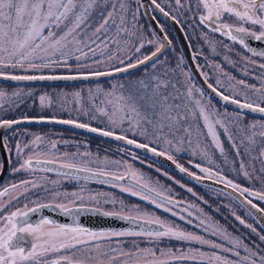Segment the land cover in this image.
<instances>
[{
	"label": "rangeland",
	"instance_id": "1",
	"mask_svg": "<svg viewBox=\"0 0 264 264\" xmlns=\"http://www.w3.org/2000/svg\"><path fill=\"white\" fill-rule=\"evenodd\" d=\"M121 2L126 7L124 12H121L119 7ZM157 3L161 4L164 10L175 17V20L181 25L193 60L208 84L213 85L217 91H222L225 95L232 96L235 92L247 93L250 102H259V96L264 93V68L260 67L264 64V57L250 54L240 44L233 43L220 33H214L211 29L200 25L196 0H181L182 7L176 5V0H157ZM113 6L116 8L114 15L117 22L123 15L127 27L137 31L140 39L153 41V44L147 45L141 50V53L135 52V46L139 43V40L135 38H133V46L126 45L121 38L120 47L125 51L117 52L116 46L110 44V52H116L121 58L132 57L131 61L125 60V65L129 62L136 63L144 55H150L160 46L158 38L141 14L138 0H107L106 3L101 0L92 12L93 26L99 22L100 13L107 14L112 11ZM133 15L136 17L135 20H133ZM156 20L171 42V47L156 61L155 68L150 65L133 74L96 83L38 86H12L0 83V91L5 93V96L0 98V119L51 118L88 124L91 127L113 131L115 134L147 144L164 153L165 156H171V160L175 163L198 176L203 177L205 174L195 167L196 164H200L202 167H211L233 181H245L257 188L262 187L264 190V171H262L264 169V155H262L264 138L260 136V133L264 132V127H261L264 125V119L229 110L205 95L200 96L196 91L199 88L186 69L171 31L162 21ZM225 20H228L227 16H225ZM133 26L135 27L133 28ZM245 27L257 33L260 31L258 26L247 24ZM115 32L116 29L113 27L110 35H115ZM99 53L100 48L97 49V57L93 59L101 58L105 60V63L93 65V67L107 71L110 63L116 64V61H107L109 52H106L104 57H100ZM69 63L72 64V71L62 67L44 69L43 72H23L11 69L6 71L17 75L76 74L75 61H69ZM153 75L170 82L167 91L173 96L179 94L181 102L188 104L189 108L193 109L194 115H190L189 119L183 122L184 127L191 129V144L187 140L183 143L179 142V137L184 135L183 132L177 133L176 137H170L173 139V144L168 145L155 139L151 126L141 124V127L137 129L125 122L122 127H115L108 122L107 117L101 116L95 111L93 103L95 102L99 107L100 100L103 98L96 95L97 88L107 92L111 90L113 84L135 85L141 79L150 82V77ZM217 80L223 87L217 84ZM239 81H243L244 85L239 84ZM172 85L175 87L173 88ZM188 87L193 88V100L200 99L203 105L208 106L207 110L214 120L220 119L228 126L229 133L227 134L222 128L217 127L224 149L223 154L214 147L211 138L206 135V128L203 119L199 116L198 109H194L189 98L184 95ZM254 89L260 91L256 92ZM77 92L81 94L79 98L74 95ZM13 93L20 95L14 96ZM41 96H46L50 105L46 101L42 106ZM236 98L241 102H244L245 99L243 95L236 96ZM237 114H239L238 120ZM93 116L95 119L92 118ZM253 124L256 125L255 129L249 127ZM144 127H147L148 131L145 135H141L140 132ZM253 132L256 133L254 143H250L248 138L252 136ZM229 135L232 136V141L228 139ZM36 136L42 137V140L37 145H32L31 142ZM3 141L10 161L8 172L10 176L7 184L15 181L30 182L27 185L20 183L10 196L0 201V206L7 205V208L4 209L5 215L16 209H24L25 204L31 206L43 201L66 203L68 206L86 205L99 208L103 212L123 216H136L138 209L140 213L150 214L151 218L158 217L186 232L200 235L209 241L220 244L224 248H232L233 245L228 243V240L235 241L238 238L241 243L235 250L240 252L241 257L256 253L252 258L256 259L257 264H260L259 257L264 256V240L260 239L261 236H264V232L241 206L234 203L230 196L213 188L189 183L139 153L88 135L46 126L16 127L4 135ZM233 142L236 148L232 146ZM18 143L20 151L17 150ZM25 145L30 147L26 148ZM177 149L180 150L177 151ZM237 149L239 155H237ZM205 150L208 155H201L200 153ZM194 152L196 155H193ZM85 153L89 155H84ZM28 157L57 160L59 165L60 162L73 163L78 168L88 167L94 172L102 170L113 175L126 176L130 175V172H134L137 174V179L142 178L141 183H147L149 187L163 192L165 196H170L179 203L162 202L163 206L158 208L139 201L131 195L130 191H122L121 188H128V184L93 181L68 175L62 176L63 174L39 173L29 169L16 171ZM208 159H211L213 163L209 164ZM241 164L244 165L243 171L250 174L248 177L244 176ZM16 173H20L19 177L16 176ZM260 179L261 187L255 184ZM188 189H191V192ZM82 190L84 197L82 201L73 203L72 200H67L63 196L64 193H80ZM57 193L60 195L57 196ZM142 194L144 193L139 191L136 196L140 197ZM90 196H96V199H91ZM156 202L161 203L160 201ZM165 207L170 208L177 215L172 216L170 211L164 210ZM189 212L192 213L191 216L188 215ZM180 216H183L184 219H180ZM237 217L244 223L241 224ZM201 220L205 223L201 224ZM213 232L216 234L214 235ZM99 233H104L105 236L95 240L92 237L84 236L83 239L88 240L89 245L81 246L71 252L58 253L57 256L69 255L75 259L84 260L85 264H149L153 259L165 260L168 261V264H208V258L214 253L226 257L230 261L239 259L231 252L223 251L222 248L213 249L210 245H201L195 241H178L167 238L154 240L147 236L114 237L109 235L114 232ZM225 236L228 239H225ZM95 244H99L101 251L107 255H99L93 247ZM245 246L250 249V253L244 251ZM144 249H152L155 252V257L145 256L142 251ZM162 252L165 255H161ZM201 252L205 254L204 257H200L199 253ZM181 255H194L197 259H176Z\"/></svg>",
	"mask_w": 264,
	"mask_h": 264
},
{
	"label": "snow or ice",
	"instance_id": "2",
	"mask_svg": "<svg viewBox=\"0 0 264 264\" xmlns=\"http://www.w3.org/2000/svg\"><path fill=\"white\" fill-rule=\"evenodd\" d=\"M100 2L101 0H0V77L13 81L87 80L89 78H99L110 76L114 73L125 72L129 68H136L138 65L148 62H151L152 67L155 68L158 54L165 46L163 43L155 51L151 52L150 55H144L136 63L129 62L127 65H125V60L131 61V56L121 58L116 52H110V44L116 46L117 52L125 51V49L120 47L121 38L129 46H133V38L139 40L138 45L135 46L136 53H141V50L147 45L153 44V41L140 39L137 31L127 27V22L123 15L119 17V22H117V18L114 15L116 12L115 6L107 14L101 12L99 22L93 26L91 19L92 12ZM104 2L106 3L107 0H104ZM152 4L164 16H169V13L164 10L161 4L157 3V0H152ZM176 5L182 7L181 0H176ZM119 7L121 12L126 10L123 2L120 3ZM196 8L199 13L198 22L200 25L211 26V30L214 33H220L233 43H238L246 50L253 51L254 55L264 57V52L256 53L254 50L248 49L246 42V37H251L257 41L264 40V0H196ZM225 16L228 17V20H225ZM135 18V15H133V20ZM247 24L258 26L260 31L257 33L254 30H250L248 27H245ZM113 27L116 29L115 35H110ZM225 47L228 46L225 45ZM98 48H100V57H104L105 53L109 52L107 61H116V64H109L107 71H101L99 67H93V65L105 63L104 59H93L97 57ZM89 53H91V56H89ZM69 61H75V75H17L6 71L11 69L23 72H43L44 69H54L57 67L67 68L69 71H72L73 67ZM117 65L125 66L120 67ZM260 67L264 68V64L260 65ZM229 79L232 78L229 77ZM169 83L162 80L159 76L153 75L150 77V82L141 79L135 85L113 84L111 90L107 92L97 88L96 95L103 98L100 100L99 107L96 106L95 102L93 103V107L101 116L107 117L108 122L115 127H122L125 122L137 129L141 127V124L151 126L155 139L168 145L173 144V139L170 137H176L177 133L183 132L184 135L179 137V142L183 143L187 140L191 144V129L184 127L183 122L187 121L190 115H194V111L189 108L188 104L181 102L179 94L173 96L167 91ZM238 83L244 85L243 81H239ZM217 84L223 87L219 80H217ZM208 86L225 102L236 104L241 109H248L253 112L258 111L264 114V106H261V104H264V93L259 96V102H250L247 93L235 92L234 95L229 96L225 95L222 91H217V88L211 84ZM172 87L174 88L175 85H172ZM196 91L200 96L204 95L202 90L196 89ZM254 91L259 92L260 90L254 89ZM13 95L19 96L20 94L13 93ZM74 95L79 98L81 94L77 92ZM184 95L189 98L194 109H198L199 116L203 119L204 127L206 128V135L211 138V143L214 147L223 154L224 149L219 139L217 127L222 128L224 133L227 134L229 133L228 126L220 119L214 120L207 110L208 106L203 105L200 99H192V87H188ZM240 95L245 97L244 102L236 98V96ZM4 96L5 93L0 91V98ZM46 101H48L46 96L40 97L42 106ZM48 103L50 105V101ZM92 118L95 119V116ZM236 118L237 120L239 119V114H237ZM24 119L28 118L25 117ZM58 122L75 124L76 127L87 128L91 132L99 131L103 136L115 135L113 131L90 128L88 124L76 123L73 120ZM20 123V120L0 119V128L11 129L13 125ZM249 127L255 129L256 125L253 124ZM261 127H264V125ZM147 131L148 128L144 127L140 134L145 135ZM255 135L256 133L253 132L252 136L248 138L250 143H254ZM260 136L264 138V132H261ZM115 138L126 140L128 144H135L137 148H146L148 151L156 153L155 148H149L147 144L136 143L135 140L127 139L124 135H115ZM228 139L232 141L233 138L229 135ZM41 140L42 137L36 136L31 143L32 145H37ZM6 143L7 141L5 140ZM232 146L236 148L234 142ZM25 147L28 148L30 146L25 145ZM17 150L20 151L19 143L17 144ZM179 150L177 149V151ZM157 154L163 155L164 153ZM200 154L203 156L208 155L206 150ZM84 155L89 154L85 153ZM193 155H196V153L194 152ZM237 155H239L238 149ZM262 155H264V152H262ZM168 158L172 159L171 156ZM57 162V160L39 159L33 161L32 157H28L16 171L31 169L34 166L40 167L44 164H56ZM208 163L212 164L213 161L208 159ZM60 167L75 169L81 172H91L95 176L111 175L112 179L116 181H124L126 178L123 175H113L102 170L93 172L88 167L78 168L73 163L60 162ZM177 167L181 172H187V169L179 164H177ZM195 167L201 173H204L208 179H215L217 182L229 186L234 191L239 192L242 197L247 194V196H255L258 200L264 201V191L256 192L247 187H241L232 179H229L219 171L213 170L211 167H202L200 164H196ZM243 169L244 165L241 164V170L243 171ZM243 174L245 177L250 175L247 171H243ZM188 175L195 179H201L195 173L189 172ZM136 177V173L130 172V175L127 177L130 181L129 187H122L121 190L130 191L131 195L136 196L139 194V190L143 189L145 193H151L152 196L142 194L140 198L150 200L158 208L162 207L163 204L162 202L157 203L155 199H152L153 196L161 197L162 201L167 200L168 204L179 203L173 200L172 197L165 196L163 192L149 187L147 183H141L142 178L137 179ZM28 183L30 182H21L23 185H27ZM11 187L15 189L19 185L13 184ZM188 191L191 192V189H188ZM8 192L9 189L5 188L0 192V196H5ZM56 195L59 196L60 194L57 193ZM63 196L67 200H72L73 203L82 201L84 198L83 190L80 193H64ZM90 198L96 199V196H90ZM246 202L253 208L257 207L251 200H247ZM51 206L53 205L36 204L35 207H29L25 204L24 209H16L7 215L4 214V209L7 208V205L0 206V264H85L84 260L75 259L69 255H59L57 258L50 260L42 259L52 254L71 252L72 250L79 249L81 246L89 245L90 242L83 239L84 236L92 237L93 240L105 236L104 233L93 232L79 225H59L47 218H42L36 223L31 222L29 219L30 213H35L42 208ZM54 206L65 215H70L80 210L78 207H70L66 203H56ZM164 210L170 211L172 216L177 215L176 212L171 211L168 207H165ZM260 210L264 211V209ZM136 211V216L128 215L121 218L131 221L140 220L146 225H156L158 230L148 228L141 231L114 232L109 235L114 237L147 236L154 240L167 238L178 241H195L201 245H210L213 249L222 248L223 251L231 252L233 255L239 257L236 261H230L226 257L214 253L208 258V264H257L256 259L252 258L256 253H250V249L246 246L244 251L249 252L250 255L241 257L240 252L235 250L239 248L241 243L238 238L235 241L228 240V243L233 245L232 248H224L220 244L209 241L200 235L186 232L174 224L160 220L158 217L151 218L148 213H140L138 209ZM103 214L106 216L116 215V213L109 212H104ZM188 215L191 216L192 213L189 212ZM145 217L148 218L146 219ZM180 219L183 220L184 217L180 216ZM237 219L240 220L239 217ZM200 223L204 224L205 221L201 220ZM240 223L243 224L244 221L240 220ZM213 234L215 235L216 232H213ZM28 237L31 238V243L30 247L26 249L23 244ZM225 239L228 238L225 236ZM260 239L264 240V236H261ZM93 247L99 255H107V253L101 251L99 244H95ZM142 251L145 253V256L155 257V252L152 249H144ZM123 254L129 255L128 253ZM161 255H165V253L162 252ZM199 255L200 257H204L205 254L201 252ZM176 259L196 260L197 257L194 255H181L176 257ZM259 260L260 264H264V256L259 257ZM149 264H168V261L153 259Z\"/></svg>",
	"mask_w": 264,
	"mask_h": 264
},
{
	"label": "water",
	"instance_id": "3",
	"mask_svg": "<svg viewBox=\"0 0 264 264\" xmlns=\"http://www.w3.org/2000/svg\"><path fill=\"white\" fill-rule=\"evenodd\" d=\"M139 7L143 18L148 23L149 27L158 38L160 44L163 43L165 46L161 49V52L158 54V59L161 58L171 47V43L167 36L165 35L163 29L159 25L156 18L160 19L172 32L174 37L176 46L180 52V55L183 59V62L186 66L188 73L190 74L191 78L193 79L196 86L202 90L205 96L216 102L217 104L225 107L227 109L233 110L235 112H239L242 114L258 117L264 119V114L256 111H250L248 109H241L236 104L231 102H225L221 99L219 95L216 94L209 88V84L201 75L200 71L198 70L192 56V52L187 41L186 35L181 27V25L173 19V17L169 14V16H164L155 6L152 4V0H138ZM211 29V26H208ZM166 37V39H165ZM246 42L248 44V49L254 50L256 53L264 52V40L257 41L252 39L251 37H246ZM245 49V48H244ZM246 50V49H245ZM247 52L253 54V51L246 50ZM156 59V61L158 60ZM152 65L151 62L146 64L138 65L136 68H129L125 72L121 73H114L110 76H103L99 78H89L85 79H72V80H65V79H57V80H20V81H13V80H5L0 77L1 84L13 85V86H38V85H70V84H85V83H96L101 81H108L115 78H120L129 74H133L139 70L144 69L147 66ZM75 75V74H73ZM47 76V75H46ZM57 76H67V75H57ZM21 121L18 125H13L11 129L0 128V183L4 180L8 170H9V159L7 155V151L3 142V136L8 131L22 126H46V127H55V128H62L74 132H78L84 135H88L97 139H101L110 143L117 144L124 148H127L131 151L139 153L154 162L158 163L162 167L166 168L176 176L180 177L181 179L196 184L199 186L209 187L221 191L228 196L232 197L257 223V225L261 228L264 232V212L260 210L259 207L253 208L249 203H247V199L245 197L240 196L237 191H234L229 186L225 184L217 182L215 179H208L207 177H201V179H195L192 176H189L187 172H181L177 167V163L173 160L169 159L167 156L159 155L157 153H161L156 150V153L148 151L146 148H137L135 144H128L126 140H118L114 136H103L100 132H91L87 128H79L76 127L75 124H64L58 121H62L59 119H50V118H28V119H18ZM90 127V126H89ZM94 128V127H90ZM101 130V129H100ZM104 131V130H102ZM129 139V138H127ZM132 140V139H131ZM136 143H139L136 141ZM151 148V147H149ZM39 168L48 170L50 172H56L60 174H65L72 177L78 178H85L89 180H96L102 182H109V183H118V184H130V181L127 179L128 175H126L124 181H116L112 179L111 175L107 176H95L92 175L91 172H81L75 169H67L61 168L59 164H44L41 165ZM94 172V171H93ZM198 176V175H197ZM141 192L152 196L151 193H145V190L140 189ZM139 201L146 203L148 205L156 207L154 203H151L150 200H143L139 196H135ZM152 199L156 201H160L163 203H168L167 200H163L161 197L153 196ZM80 210L77 212H73L70 215H65L61 210L57 211L55 206L46 207L40 209V211L35 213H30L29 218L31 217H45L48 216L51 220L55 221V223H59L60 225H79L82 228L89 229L93 232H122V231H141L144 229L151 228L152 230H158L156 225H146L142 221H131L127 219H122L123 215H104L103 211L94 207H78ZM53 211V212H52ZM59 219L55 220L50 217V214Z\"/></svg>",
	"mask_w": 264,
	"mask_h": 264
},
{
	"label": "flooded vegetation",
	"instance_id": "4",
	"mask_svg": "<svg viewBox=\"0 0 264 264\" xmlns=\"http://www.w3.org/2000/svg\"><path fill=\"white\" fill-rule=\"evenodd\" d=\"M166 11V10H165ZM167 12V11H166ZM9 159V158H8ZM37 159H39V160H45V159H41V158H35V159H33V161H35V160H37ZM0 166H1V163H0ZM9 169H10V161H9ZM29 170H33L34 172H39V173H51V174H55V175H62V174H60V173H56V172H50V171H48V170H44V169H41V168H39V167H33V168H31V169H29ZM8 172H9V170H8ZM7 172V174H6V176H5V178H4V180L0 183V192H2L5 188H8L9 189V192H8V194L7 195H5V196H0V201L2 200V199H4V198H6V197H8V196H10L11 194H12V192L16 189H13L11 186L13 185V184H16V185H19L21 182L20 181H15V182H13V183H10V184H7V181H8V177L10 176V173H8ZM21 173V172H20ZM20 173H16V176L17 177H19V175H20ZM65 174H63L62 176H64ZM80 179H83V178H80ZM88 180V179H87ZM94 181V180H93ZM101 182V181H100ZM235 183H237V184H239L241 187H247V188H249V189H251V190H253V191H256V192H260V191H264L263 189H262V187H261V179H260V181L259 182H255V184L257 185V186H260L261 188H257V187H255V186H253L252 184H248L247 182H240V181H234ZM239 193V192H238ZM247 200H251L252 201V203H254V204H256V206L257 207H259L260 209H264V201H260V200H258L255 196H247V194H245V196H244ZM231 199H233L232 197H230ZM233 201H234V203H236V204H238L234 199H233ZM36 204H50V205H55L56 204V202H48V201H43V202H39V203H36ZM36 204H34V205H31V206H29V207H35L36 206ZM239 205V204H238ZM80 206H86V205H72V206H70V207H80ZM240 206V205H239ZM90 207V206H89ZM96 208V207H95ZM57 211H60V209H58L57 208ZM245 211V210H244ZM53 212V211H52ZM264 212V211H263ZM7 215V214H6ZM56 215V214H55ZM55 215L53 216L52 215V213L50 214V217L52 216V218L53 219H55V220H57V219H59L58 217H55ZM42 218H47V219H50L48 216H45V217H40V218H38V217H36V219H35V217H31V218H29L30 220H31V222L32 223H36V222H38L39 220H41ZM51 220V219H50ZM56 224H59V223H56ZM60 225V224H59ZM30 243H31V238L30 237H28L27 238V240H26V242L23 244V246L27 249V248H29L30 247ZM57 255L58 254H52V255H50V256H48V257H46V258H42V259H53V258H57Z\"/></svg>",
	"mask_w": 264,
	"mask_h": 264
}]
</instances>
